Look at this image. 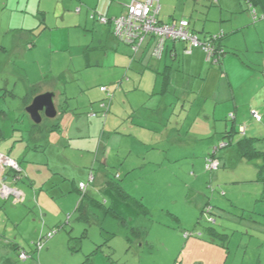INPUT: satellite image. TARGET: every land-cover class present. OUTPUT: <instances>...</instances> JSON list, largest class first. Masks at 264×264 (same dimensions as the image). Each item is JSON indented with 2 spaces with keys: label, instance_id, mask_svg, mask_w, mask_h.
Returning <instances> with one entry per match:
<instances>
[{
  "label": "rangeland",
  "instance_id": "374dc122",
  "mask_svg": "<svg viewBox=\"0 0 264 264\" xmlns=\"http://www.w3.org/2000/svg\"><path fill=\"white\" fill-rule=\"evenodd\" d=\"M77 7L66 3L68 17L63 20L56 15L54 4L44 8L35 0H0V129L5 138L0 140V152L8 155L13 144L16 149L12 155L22 153V158L26 152L24 179L28 172L37 180L35 190L26 193V203L15 201V196L6 198L0 194V264H264V178L259 177L257 166L264 159H238L235 143L228 145L231 137L224 127L227 122L226 130L231 131L232 120L228 118L217 123L216 128L203 125L201 116L193 127L145 129L142 139L135 134L128 135L129 130L138 134L141 130L127 129L125 121L118 129L105 125L102 114L106 108L102 106L101 111L100 101H96L93 105L101 111L97 119L102 121L99 129L89 127L91 110L85 89L96 97L112 95L115 90L119 101L114 108L119 110L123 105L121 86L107 73L118 75L120 79L123 71L120 67H110L116 60L114 47L105 55L104 65L100 62L86 69L87 63L95 61L84 55L89 39L84 25L77 22ZM69 12L74 15L70 16ZM246 13L253 16L251 11ZM97 15L100 18L102 14ZM99 18L96 22L101 24ZM263 19L260 16L258 21ZM123 42L120 43L126 45ZM33 43L36 47L30 48ZM235 53L245 54L243 51ZM260 79L264 83V78ZM48 88L60 92L68 90L72 94L67 103L69 111L60 119L61 131L52 129L51 123H56L57 119L46 116L39 127L34 126L26 110L33 99ZM238 97L249 105L243 107L246 116L240 117L237 123L234 141L239 137H253V146L264 152V120L251 116L255 110L262 112L258 106L261 103L254 104L247 92ZM106 101L109 103L108 99ZM189 102L195 106L187 122L204 104L199 95ZM109 114L118 112L114 109ZM32 125L45 130L43 135L35 141L32 138V144L28 139L21 142L23 134L31 135ZM79 125L87 132H82L86 133V138L75 141L74 146L69 132L79 135L75 132ZM102 127L105 136H102ZM115 130L125 134V141H136L150 150L149 158L145 159L140 151L139 158L144 162L127 171L133 162L119 160L114 165L116 153L109 151V165H104L105 152ZM212 153L220 158L221 167L218 163L208 166ZM0 167L3 166L0 164ZM74 167L78 168L74 170ZM118 171L120 177H116ZM90 174H96V179L87 189L95 197L113 205L117 200L115 195L105 197L100 191L104 184L100 179L113 176L147 207L140 209L134 202L132 208L138 207L140 211L136 213L116 203L123 209L128 224L142 232L139 231L134 240L106 232L101 229L97 215L90 212L88 218L83 219L75 210L84 198L77 185L80 181L89 183ZM26 184L19 180L15 186L21 189ZM2 193L6 196L5 188ZM49 231L55 233L46 240ZM43 239L44 248L37 249ZM20 251H26L29 257L21 259Z\"/></svg>",
  "mask_w": 264,
  "mask_h": 264
},
{
  "label": "crops",
  "instance_id": "0c3cea01",
  "mask_svg": "<svg viewBox=\"0 0 264 264\" xmlns=\"http://www.w3.org/2000/svg\"><path fill=\"white\" fill-rule=\"evenodd\" d=\"M35 1H37L39 7L42 6L44 8L46 5L54 4L56 6V15L58 17L61 16L63 20L68 17V12L66 13L65 9L66 3H69L71 6L78 5L76 8L77 11L75 10L77 13V22L79 25H84L85 36L89 39V43L84 50V55H88V57L95 61L92 64L87 63L86 69L98 66L99 64L97 63L100 62H103L102 65H104L105 55L111 53L114 47L113 55L116 60L115 64H112L110 67H120L123 72L120 79H118L120 76L111 74L110 72L107 75H109L110 79L113 78L112 80L115 81L116 85L119 82L118 86H121L122 93H120V96L123 99V105L120 106L119 110L114 108L115 103L119 101L117 100L119 94L115 90L112 92V95L104 94L96 97L91 93V90L85 89L84 95L89 94L88 98H85L89 101L88 106H90L89 109L91 110L89 116L92 121L89 127L95 126L99 129V124L102 120L97 118L103 110V107L107 109L102 114L105 117V125L110 124V129H118L120 124L125 121L127 123V129L141 130V134L129 130L128 135L135 134L140 138L144 135L142 131L145 129H183L185 126L193 127L195 123L199 122L201 116L204 119L203 125L206 127L213 126L214 128L218 125L217 123L224 122L228 118L232 120V128L231 131L226 130L229 127V124L226 122L224 126L226 128L225 132L231 137L229 143L233 145L234 142V146L237 149L239 140L243 138L239 137L238 140L234 141L235 134L237 133V123L240 121V117L246 116V113L243 112V107L249 105L248 102H244L245 99L243 101L240 100L241 98L238 95L245 94L246 92L248 96H252L251 101H255L254 104L258 105L261 103L258 106H261L262 112L255 111L261 115V121L264 120V83L260 79L264 78V19L258 21L260 16L264 18V0H160L158 18L161 22L177 23L179 20L185 18L190 20L192 28L201 40L217 39L216 37L221 36L213 42L217 47L224 48L225 52L221 53L219 50L218 60L216 62L211 61V63L208 62L207 54L203 49L191 48L188 43L183 41L167 40L161 57H155L153 55L157 41L156 38L151 36L144 40L139 49L134 50L131 45L114 36L113 24L111 22L103 24L101 22L102 25L96 22L99 18L97 13L105 15L109 19L117 17L126 10V6L132 0ZM41 11L43 14L47 13L45 10ZM247 11H251L253 16L248 15L246 13ZM69 13L70 16L74 15L73 12ZM210 21L216 23L214 24ZM46 27L47 25L44 26V29ZM200 33L203 34L200 35ZM111 36L116 38L118 42L111 39ZM120 42L126 45H122ZM35 47L36 43L30 45V48ZM236 51H243L245 54H240L239 56L235 53ZM94 56L96 58H93ZM259 67L262 68L261 71L258 70ZM262 71L263 76H260V72ZM89 81L86 84H89ZM80 85L82 84L80 83ZM47 92H54L56 94L54 102L58 114L56 117H48L44 111H41L42 121L45 116L48 118H56L57 122L51 123L53 125L52 129L61 131L60 119L64 113L69 111H64L63 108H68L69 105L67 103L72 98V94L68 90L60 92L56 88H48L45 90V93ZM100 92L103 94L102 87L100 88ZM196 95H199L200 99H203L204 104L201 106L197 115H194L192 120L187 122V118L191 115L195 106L189 100L195 98ZM106 99H108L109 103ZM96 101H100L101 111H97L95 105H93ZM103 103H105V106ZM83 108L86 109V106H83ZM114 109L118 114H109L111 112L113 113ZM41 123L35 124L40 125ZM32 128L30 130L31 135L23 134L21 142L24 139H28L29 144H32V140L39 139L45 131L43 129H36L33 125ZM82 128L79 125L78 130L75 131L79 135L69 132L70 143L74 140V146H76L75 141L77 142L80 138H86L87 132ZM104 129L102 127V136L106 135ZM242 129H245V126ZM26 132L28 133V131ZM112 134L115 136L112 138L111 143L108 144V149L104 157V160L105 158L106 160L103 161L104 165H109V151L110 153L111 151H115L116 153L115 157L117 160H113L114 165L119 163V160L126 162L127 159L135 163V165L132 163V168L127 167V171L136 168L139 163L144 162L142 157L139 158L140 155L142 156L140 151L144 153L145 159L149 158L151 151L143 147V145L136 141H125L123 138L125 134L118 130H115ZM3 139L5 138H0V140ZM145 145L148 146L150 144L146 143ZM81 148L83 149L85 147L81 146ZM14 149H16L15 144L10 146L8 155L0 152V164L6 168L5 163L10 158L14 160L18 167L17 169L24 173L23 162H25L26 152L21 150L20 152H24V154L20 158L22 153L12 155ZM237 152L240 156L238 159H240L242 156L238 149ZM257 159L261 158L257 157L250 160ZM123 164L127 165V163ZM3 167H0V194L2 196H4V193H2V184L5 181L4 173L7 172V168L3 170ZM77 168L74 167V170ZM117 173L119 175V171ZM91 177L94 181L96 174H90L89 179ZM106 179L108 180V178ZM106 179L102 177L100 180L105 183L107 181ZM23 180L24 182L26 181L27 184L25 187L27 188L21 187L20 189L17 187L18 184L17 186L15 184L13 186L17 188L15 201L19 200L26 203V193L28 195L31 191L35 190L37 180L31 178L28 172L26 179L23 177ZM71 182L75 183L74 180ZM78 188L79 186H77ZM88 204L87 200L82 198L78 202L75 210L79 212V206H83L85 210H88ZM44 246L45 244L41 249ZM1 248L0 246V252H2ZM37 249H40L38 248V244ZM0 259H2L1 254Z\"/></svg>",
  "mask_w": 264,
  "mask_h": 264
},
{
  "label": "built area",
  "instance_id": "2783aa9c",
  "mask_svg": "<svg viewBox=\"0 0 264 264\" xmlns=\"http://www.w3.org/2000/svg\"><path fill=\"white\" fill-rule=\"evenodd\" d=\"M159 11L160 0H132L126 6V10L119 16L109 19L107 16L102 15L99 19L102 23L111 22L114 36L131 45L134 50H137L144 40L151 36L156 38L157 41L153 50L155 57H161L166 41L171 39L188 43L191 48L203 49L208 59L212 62L218 60L220 51H218L213 42L215 38L201 40L195 30L191 28L190 21L187 19H182L178 23H162L158 18ZM252 115L259 120L261 119V115L256 111L252 112ZM208 162H210L208 164L209 167L219 164L216 159L208 160ZM5 166L7 168H18L14 160L10 158H8ZM86 187V182H80V190H84ZM3 188L6 189L8 194L9 189L6 185ZM53 235L54 231H49L45 239L49 240ZM45 239L38 242V248H42ZM19 257L26 260L29 256L26 251H21Z\"/></svg>",
  "mask_w": 264,
  "mask_h": 264
},
{
  "label": "trees",
  "instance_id": "16d2710c",
  "mask_svg": "<svg viewBox=\"0 0 264 264\" xmlns=\"http://www.w3.org/2000/svg\"><path fill=\"white\" fill-rule=\"evenodd\" d=\"M190 24H191V22H190ZM191 28H192V25H191ZM220 37H216L217 38L216 40H218ZM169 40H171V39H169ZM215 46L217 47L216 44H215ZM217 49H218V51L220 50L221 53L225 52V49L221 48L220 46L217 47ZM103 104L105 106V103H103ZM63 109H64V111L69 110L67 107H64ZM33 125L36 127H39L38 124L34 123ZM0 138H4V133L1 129H0ZM252 140H253V137H247V136H244L243 138H241L239 140L237 149L239 150L241 156L244 158H247V159H253V158H257V157L264 159V152L256 150L255 146H253L254 142H252ZM228 145H230V143H228ZM211 157H212V159L217 158L218 161L220 159V158L215 156V153H212ZM220 162L221 161H219V166L221 167L222 164ZM257 166H258L259 177L264 178V162L261 164L257 163ZM6 171H7L6 174L10 178L16 179L17 181L23 180L24 173H22L21 170L19 171V170L12 168V167H8ZM116 177H119V175H117ZM92 181L93 180L91 177V179H89V183H87V187L84 190H80V188H78L82 193H84L83 194L84 199L87 200V203H89L88 204V210H85V208H83V206H79L78 210L80 212V216L82 215V218L86 219V218H88V215L91 212V213L98 216L97 220L100 223V227L102 229H104L106 232L111 233L112 235L122 234V235L126 236L128 239L134 240L136 238V235L139 233L140 229H138L136 227H131L128 224L127 218L122 212L123 209H120V207L117 206L116 203H118V205L121 203V205L122 206L124 205L127 210L130 209L136 213H138L140 211L138 210V207L132 208L134 202H136L139 205L140 209L141 208L146 209L147 207L142 202L138 201V199H136L135 196L131 195L120 184L118 179L116 180L113 176H109L108 180L104 183V185L100 189L101 193L105 197L108 194H114L115 195V199H117V200L115 202H113V205H111V204L109 205L107 200H102V198L99 199V198L95 197L94 195L90 194V192L88 191L87 188H88V184H90ZM80 182H84V181H80ZM80 182L78 183L77 186H79ZM121 201H123V202H121ZM115 205L119 208H117V207L114 208ZM213 230L216 231L215 229H213ZM140 233H142V232L140 231ZM133 234H135V235H133ZM15 248L17 249V246H15ZM20 252H19V254H20ZM93 252H95V251H93Z\"/></svg>",
  "mask_w": 264,
  "mask_h": 264
},
{
  "label": "water",
  "instance_id": "95a60500",
  "mask_svg": "<svg viewBox=\"0 0 264 264\" xmlns=\"http://www.w3.org/2000/svg\"><path fill=\"white\" fill-rule=\"evenodd\" d=\"M55 95L56 94L54 92L53 93L47 92L40 94L36 96L33 102L27 107L26 110L28 111V113L30 114L31 118L35 123H41L42 121L41 111H44L46 116L48 117L57 116L58 111L54 102ZM4 174H5L4 183L6 187L9 189L8 194L6 196L4 195V197L9 198L11 196H16L17 188L13 185L16 184L17 180L12 178L10 180V177L6 173Z\"/></svg>",
  "mask_w": 264,
  "mask_h": 264
}]
</instances>
